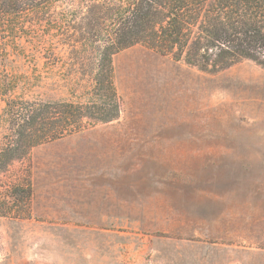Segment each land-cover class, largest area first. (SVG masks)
<instances>
[{
    "label": "rangeland",
    "instance_id": "1",
    "mask_svg": "<svg viewBox=\"0 0 264 264\" xmlns=\"http://www.w3.org/2000/svg\"><path fill=\"white\" fill-rule=\"evenodd\" d=\"M98 2L0 20V138L8 100L86 101ZM113 65L119 118L12 167L32 216L0 218V264H264V68L205 73L142 45Z\"/></svg>",
    "mask_w": 264,
    "mask_h": 264
},
{
    "label": "trees",
    "instance_id": "2",
    "mask_svg": "<svg viewBox=\"0 0 264 264\" xmlns=\"http://www.w3.org/2000/svg\"><path fill=\"white\" fill-rule=\"evenodd\" d=\"M61 1L0 0V20L26 11L38 18L45 6ZM90 14L87 35L102 26L106 40L98 48V61L91 59L88 65L94 71L87 81L91 88L86 101L6 102V134L0 138V218L32 216L31 173L11 180L15 163L26 161L36 148L119 118L113 65L119 53L142 45L205 73L227 71L243 61L264 68V0H99Z\"/></svg>",
    "mask_w": 264,
    "mask_h": 264
}]
</instances>
